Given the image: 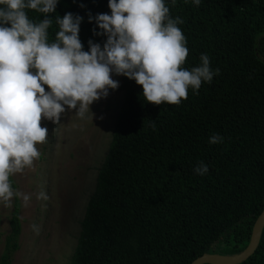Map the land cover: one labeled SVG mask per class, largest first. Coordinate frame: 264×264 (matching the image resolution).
Wrapping results in <instances>:
<instances>
[{
    "label": "trees",
    "instance_id": "obj_1",
    "mask_svg": "<svg viewBox=\"0 0 264 264\" xmlns=\"http://www.w3.org/2000/svg\"><path fill=\"white\" fill-rule=\"evenodd\" d=\"M165 2L183 20V67L198 66L206 53L219 74L195 94L189 88L179 105L145 101L142 87L122 76L123 104L68 264H191L206 252L235 254L264 209V0ZM26 11L34 23L44 18ZM66 12L83 17L84 51L89 40L103 44L87 14H110L107 0H59L47 14L49 43ZM214 134L223 143L209 144ZM201 161L203 176L193 172ZM21 232L14 197L1 264H11ZM240 264H264V230Z\"/></svg>",
    "mask_w": 264,
    "mask_h": 264
},
{
    "label": "clouds",
    "instance_id": "obj_2",
    "mask_svg": "<svg viewBox=\"0 0 264 264\" xmlns=\"http://www.w3.org/2000/svg\"><path fill=\"white\" fill-rule=\"evenodd\" d=\"M58 2L0 0V203L5 207L13 196L25 207L31 203V194L13 190L10 177L40 159L37 145L48 137L42 118L57 123L66 107L85 117L94 101L118 88L113 74L134 80L144 100L155 105H179L189 88L195 94L202 82L210 83L219 74L210 68L206 53L198 66L183 67L188 55L178 27L183 20L169 15L165 0H107L110 14H87L95 24L93 35L105 37L102 45L89 40L87 51L79 39L83 17L71 12L56 17L59 30L48 42L52 19L47 14L56 11ZM191 2L198 6L201 0ZM26 10L44 18L34 23ZM208 142L223 143V137L214 134ZM193 172L203 176L208 166L201 161ZM35 198L49 199L44 191ZM30 227L39 233L37 224Z\"/></svg>",
    "mask_w": 264,
    "mask_h": 264
},
{
    "label": "rangeland",
    "instance_id": "obj_3",
    "mask_svg": "<svg viewBox=\"0 0 264 264\" xmlns=\"http://www.w3.org/2000/svg\"><path fill=\"white\" fill-rule=\"evenodd\" d=\"M111 78L119 87L122 75L113 74ZM123 100L122 90L109 89L106 97L89 106L83 118L75 114L76 109L66 107L57 123L41 119L48 137L44 144L37 145L40 159L32 168L12 176L13 190L29 193L32 199L25 207L18 198L22 232L11 264L69 263ZM40 191L48 195L47 201L35 198ZM14 197L9 207L0 203V259L10 232ZM33 223L39 226L38 234L30 227Z\"/></svg>",
    "mask_w": 264,
    "mask_h": 264
},
{
    "label": "water",
    "instance_id": "obj_4",
    "mask_svg": "<svg viewBox=\"0 0 264 264\" xmlns=\"http://www.w3.org/2000/svg\"><path fill=\"white\" fill-rule=\"evenodd\" d=\"M264 230V209L255 220L250 241L245 249L235 254L206 252L194 259L191 264H240L245 262L257 250Z\"/></svg>",
    "mask_w": 264,
    "mask_h": 264
}]
</instances>
